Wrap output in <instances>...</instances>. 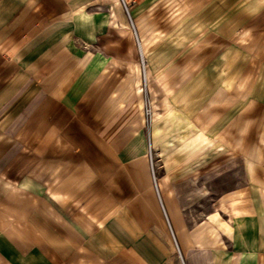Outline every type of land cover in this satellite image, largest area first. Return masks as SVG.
I'll use <instances>...</instances> for the list:
<instances>
[{
  "label": "crops",
  "instance_id": "0c3cea01",
  "mask_svg": "<svg viewBox=\"0 0 264 264\" xmlns=\"http://www.w3.org/2000/svg\"><path fill=\"white\" fill-rule=\"evenodd\" d=\"M124 1L0 0V264H264V0Z\"/></svg>",
  "mask_w": 264,
  "mask_h": 264
},
{
  "label": "built area",
  "instance_id": "2783aa9c",
  "mask_svg": "<svg viewBox=\"0 0 264 264\" xmlns=\"http://www.w3.org/2000/svg\"><path fill=\"white\" fill-rule=\"evenodd\" d=\"M121 1L123 3V6L126 8L125 1L124 0H121ZM140 59H141V62H143L142 54L140 55ZM143 115H144V119L147 121L148 118H149V115H150V106L148 104L144 108ZM148 148H149V151H150V145H149ZM175 247H176V250H177V252L179 254V251H178V248H177L176 244H175Z\"/></svg>",
  "mask_w": 264,
  "mask_h": 264
}]
</instances>
